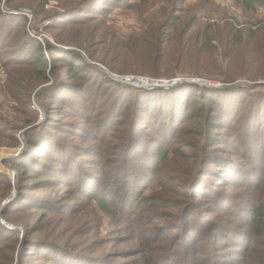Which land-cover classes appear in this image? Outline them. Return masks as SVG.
Masks as SVG:
<instances>
[{
    "label": "trees",
    "instance_id": "1",
    "mask_svg": "<svg viewBox=\"0 0 264 264\" xmlns=\"http://www.w3.org/2000/svg\"><path fill=\"white\" fill-rule=\"evenodd\" d=\"M127 1L132 0H83L63 8L51 19L41 6L34 15L46 23L54 21L47 26L53 28L64 15L92 19ZM178 1L183 4L187 0ZM234 1L237 7L253 13L264 10V0ZM178 19L176 16L170 22L171 32L181 41L186 37L190 43L197 42L205 35L204 28L193 30L195 19L184 27L176 24ZM29 21L24 14L10 15L0 9V59H9L10 52L21 44L8 49L12 35L25 45L38 43L23 29ZM205 28H210L209 33L214 35L219 28L227 30L232 42L243 39V31H247V37L255 33L253 28L247 29L235 20L221 26L207 23ZM152 33L156 38L153 52L158 56L164 51L161 43L165 40L160 31ZM61 41L56 38L57 43ZM60 45L63 47L46 43L50 61L37 46V53H32L26 62V74L35 80V90L49 84L53 77L61 85L38 93L48 121L26 132L27 153L20 160L4 163L21 170L18 197L4 212V218L23 226L24 232L9 231L0 225V252H13L11 264L20 243V264H176V260H181V264H264V93L256 96L225 90L224 93H230L224 96L229 101L222 108L205 94L211 90L192 86L199 95L191 104L178 97L182 89L163 94L122 86L88 64L78 52ZM88 59L112 70L107 62L93 58L92 54ZM90 71L95 72L88 77ZM102 78L109 79L120 90L118 100L114 96L104 97L102 102L93 100V92L100 88V82H93ZM64 90L79 92L80 96L68 100ZM69 109H77L84 121L90 119L93 125L60 120ZM26 112L31 120L33 115L32 124L37 121V114L29 108ZM184 119L189 121L179 123ZM224 124L232 130V136L223 128ZM6 131L16 130L0 112L1 142ZM38 132L41 136H37ZM224 137H228L226 142ZM9 138L16 143L14 135ZM86 141L92 144L84 145ZM212 142L215 143L211 146ZM222 145L228 150H223ZM236 153L242 157L234 156ZM228 167L236 171L227 180ZM214 171L216 175H212ZM205 174L208 190L200 189ZM153 184L162 189L147 196V189ZM229 185L233 191L247 187L250 198L240 203L239 192H229ZM188 188L203 194L192 193L193 207L185 213L182 209L186 198H190L185 191ZM11 189L10 177L1 175L0 201ZM220 192L221 196L216 197ZM203 209H208V217L219 209L220 215L231 217V225L223 224V218L217 214L196 228L191 217L199 214L202 220L206 215L201 213ZM17 216L21 220H15ZM102 216L111 220L115 231L108 242L100 245L101 239H90L94 230L79 234L90 217ZM160 223L176 225L164 240L158 238ZM157 242L160 244H154ZM241 243L246 245L243 249L239 248ZM109 245L114 250L101 252L102 247ZM235 252L238 259L231 263L229 256Z\"/></svg>",
    "mask_w": 264,
    "mask_h": 264
},
{
    "label": "rangeland",
    "instance_id": "2",
    "mask_svg": "<svg viewBox=\"0 0 264 264\" xmlns=\"http://www.w3.org/2000/svg\"><path fill=\"white\" fill-rule=\"evenodd\" d=\"M82 1L0 0V9L5 13L10 15L24 14L29 17L28 26L24 25L23 29L27 30L30 36L39 44L25 45L20 42L21 39L19 37L12 35L10 40L13 41L9 42L8 49L15 48L21 44L16 47V51L10 52L9 59H0V112L5 117V120L14 125L16 130L13 132L6 131L8 133L4 134L5 140L3 142L0 141V176L7 174L12 180V189L9 195L0 201V225L9 231L20 230L24 232L23 226H16L4 218V212L18 197L21 170L13 169L9 166L6 167L4 163L9 159L20 160L27 153L26 132L48 121L47 113L43 108L44 103L37 98L38 93L44 89L61 85L53 77L50 79L49 84L35 90L37 86L35 85V80L26 74L29 68L26 62L33 56L32 53H37L38 47L45 51L46 59L50 61L46 43L50 42L53 46L63 47L60 45L62 43L65 49L78 52L88 64L108 75L111 81L118 82L122 86H129L136 90L151 93L162 92L165 94L182 89L178 93V97L182 101L190 102L191 104L194 102L193 99L199 95L198 89L192 88V86L211 90L212 92L205 91V94L212 97L215 102H219L222 108H225L226 103L229 101V99L227 101L224 98V96L230 94L224 93L225 90L251 92L257 94L256 96H258V93H264L263 9L253 13L237 7L234 0H187L183 4H180L178 0H132L131 2L121 3L120 6L110 12H101L96 18L92 19L87 16L69 17L64 15L57 23V27L53 28L47 26L54 21L51 20L46 23L43 19H36L34 15L35 10H41V6H44V10L48 14L47 17L51 19L58 12H61L63 8L76 6ZM32 6L33 9L30 8ZM176 16L179 18L176 24H179L180 27H184L190 19H195L196 24L193 26V30L204 28L205 35L201 36L197 42L193 41L190 43L186 40V37L181 41L179 36L176 37V34L171 32L173 26L170 22ZM76 20L78 23L75 22ZM233 20L238 21L241 25L243 24L247 29L253 28L255 33L247 37V31H243L245 35L243 39L239 38L236 42H232L227 30L219 28L214 35V32L209 33L210 28H205L207 23H217V25L221 26L228 21L233 22ZM67 25L70 26L62 28ZM0 27L3 26L0 25ZM155 31H160L163 34L161 36L162 40H165L161 43L164 51L158 56L153 52L156 47V38L152 32ZM58 37L63 41L57 43L56 38ZM54 53L56 52L54 51ZM90 54L93 55V58L107 62L112 70L107 69L103 64L97 63L94 59V61L89 60ZM94 72L90 71L87 76H92ZM109 79L102 78L99 81L95 79L93 85L100 82V88L93 92V100L102 102L104 97L112 98V96L118 100V91L120 92V90L118 89L117 91V87L110 83ZM14 82L16 84L12 85ZM63 92L68 100L80 96L79 92L73 93L67 90ZM25 95L29 97H23ZM27 102H30V105H26ZM117 103L121 105L119 101ZM27 108L38 115L37 121L33 124V115L31 120V116L26 112ZM29 120H31L30 125H28ZM60 120L71 122V124L79 122L82 125H93L90 123V119L84 121L77 109L74 111L69 109V112L64 113ZM187 121L189 120L184 119L179 123L182 124ZM187 125L189 124L187 123ZM223 128L232 136V130L228 128V125L224 124ZM36 134L41 136L40 132ZM12 135L16 138V143L10 141L9 136ZM260 136H262V132ZM227 139L228 137H224L225 142ZM257 139L260 140V143L262 142L261 138ZM214 143L212 142L211 146ZM258 143L256 140V144ZM83 144L91 145L92 141H86ZM40 148L42 149V146ZM222 148L223 150H228L227 146L222 145ZM229 149L234 151L230 147ZM223 150L222 154H226ZM37 156L39 159L44 160L43 156L39 154ZM234 156L242 157L239 153L234 154ZM235 171L236 168H227L228 173L225 175L227 180L231 178L230 175L232 174L230 173L233 172L234 174ZM212 175H216V172L214 171ZM190 182L191 180L186 181L184 184H189ZM230 182L232 181H228V184H233ZM221 184H225V182L222 181ZM215 185H217V181ZM229 186V192H239L240 203L246 198H250L249 193L251 191L247 187L233 191L232 185ZM201 188L208 190L206 174L201 180ZM161 189L157 184H153L152 187L147 189L146 195L149 196L155 192L158 194ZM185 191L190 194V198H186L182 209L186 213L187 210L193 207L191 202L193 191L191 188ZM193 194L195 196L203 194V191H196ZM221 194L222 192L215 194V196L220 197ZM171 198H176V195H172ZM223 199L227 200L225 196H223ZM227 201H231V199ZM203 210L201 213L206 215L202 220L199 214L191 217L190 221L195 223L196 228L201 226L203 221L207 222L213 216L221 214L219 209H215V214L208 217V209ZM220 216L224 220L223 224H230L229 221H232L227 214ZM14 218L15 220H21L22 217L17 216ZM198 218L200 219V224L196 222ZM173 224L160 223L159 240H164L167 234L169 235V229L172 226H176ZM5 225L11 226V228ZM82 228L84 231H80L79 234L94 230L90 239H101L100 245L108 242L115 232L111 220L106 216L100 218L90 217L87 225ZM174 234L177 235L176 231ZM81 238V240H84L83 238L85 237ZM177 240L179 243V238ZM153 242H155V239ZM154 244L159 245L160 242ZM20 246L21 243L17 246L13 264H20ZM245 246L244 243H241L239 248L243 249ZM262 248L264 249V246ZM177 249L179 250L180 247L177 246ZM112 250H114L113 247L109 245L102 247L101 252ZM236 250L237 248L233 249V251ZM236 252L229 256L231 263H235V260L238 259ZM11 254L13 252H0V264H9ZM175 262L176 264H181L182 261L176 260Z\"/></svg>",
    "mask_w": 264,
    "mask_h": 264
},
{
    "label": "built area",
    "instance_id": "3",
    "mask_svg": "<svg viewBox=\"0 0 264 264\" xmlns=\"http://www.w3.org/2000/svg\"><path fill=\"white\" fill-rule=\"evenodd\" d=\"M5 226H7L8 228H11V226H8V225H5Z\"/></svg>",
    "mask_w": 264,
    "mask_h": 264
}]
</instances>
